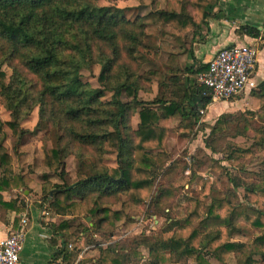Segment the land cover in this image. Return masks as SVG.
Here are the masks:
<instances>
[{
    "label": "trees",
    "instance_id": "trees-1",
    "mask_svg": "<svg viewBox=\"0 0 264 264\" xmlns=\"http://www.w3.org/2000/svg\"><path fill=\"white\" fill-rule=\"evenodd\" d=\"M220 1L166 0L165 8L129 17L131 8L95 0H0V102L11 116L0 120V209L23 211V203L5 201L2 193L29 184L27 176L14 171L13 156L3 145L4 126L11 129L17 148L29 133L22 122L38 108L35 130L45 131V141L54 137L44 166L65 180L67 158L73 155L78 161L72 183L51 185L48 175H42L38 205L48 202V211L71 216L49 224L61 243L50 264L59 259L75 264L87 244L98 249L97 264H139L143 248L147 264H211V259L226 262L230 255L238 264H264V78L251 92L260 102L258 109L223 113L214 124L202 122L212 100L198 75L208 63L196 59L193 46L204 42L210 21L225 18ZM154 24L171 26L178 48L171 56L186 55L192 62L182 70L169 63L171 74L159 82L158 94L144 101L138 93L148 89L151 79L140 74L141 49ZM238 30L264 41V26L243 24ZM94 64L101 65L102 87L83 81L81 71ZM152 76L157 73L151 69ZM107 91L112 92L110 100L104 99ZM175 119L182 135L195 137L200 124L210 129L205 147L213 154L199 148L201 158L190 156L192 177L198 176L197 166L210 162L213 171L224 170L231 185L222 190L219 179H207L203 189L211 199L206 208L203 200L188 194L184 214L169 216L160 232L118 242L114 229L124 214L106 206L107 199L126 195L133 204L163 210L175 196L172 187L163 185L153 193L160 176L188 167L182 158L167 165L165 145ZM238 137L249 140L247 147L236 143ZM107 152L115 154L113 166L102 161ZM257 156L263 158L260 168L246 170V162ZM81 217L86 223L74 228ZM239 222L252 230L251 241L232 239L242 232Z\"/></svg>",
    "mask_w": 264,
    "mask_h": 264
},
{
    "label": "rangeland",
    "instance_id": "rangeland-1",
    "mask_svg": "<svg viewBox=\"0 0 264 264\" xmlns=\"http://www.w3.org/2000/svg\"><path fill=\"white\" fill-rule=\"evenodd\" d=\"M98 5H116L120 8H131L127 12V16L133 17L137 14L144 15L156 8H165L166 0H157L156 3H152V0H95ZM225 14L227 22L225 25L228 27L226 29V35H236L238 39V28L243 24H250L255 26H264V0H221L219 7ZM217 8V9H218ZM216 9V10H217ZM172 28L169 25L161 26L159 24H154L149 26L148 33L144 39V48L141 50V62L140 74L147 78H150L151 81L148 84V89L141 90L138 93V99L144 101H150L156 97L159 92L160 84L163 80V77L170 75L169 63H174L179 65L180 70L185 66V57L177 58V56H171V53L178 52V48L175 47L172 37L170 35ZM227 38V36H226ZM232 44L233 41H227ZM239 42V41H238ZM254 42V41H253ZM264 41L258 40L255 42L256 46H262ZM264 55V53L262 54ZM152 59V61H151ZM260 67L264 69V62L259 64L258 72L260 74L259 80L264 77V71H260ZM151 69L155 70L157 76L151 77ZM8 74H10L8 68H6ZM101 71L100 64H94L90 69H83L81 75L83 81L88 82L92 87L98 88L102 87L99 82V74ZM112 92L107 91L104 99L110 100ZM249 95H243L244 98H241L239 104H229L230 108L227 107L224 113L226 112H237L246 111V110H256L260 106V102L253 96L248 98ZM246 97V98H245ZM221 102V101H218ZM217 102V103H218ZM216 103V104H217ZM210 108V111L203 115L202 122L208 124H214L217 118L220 116L217 110ZM0 120L2 122H7L11 120L10 112L6 107L0 102ZM38 121V108H35L32 113L22 122V127L27 129V133L22 141V143L15 148L16 138L12 135V131L8 126H4L5 138L3 145L7 151L13 156L14 159V171L16 173H26L30 179L31 186L33 187V192L31 196L26 195V198L29 202L32 200H38L41 196V181L43 182V174L48 175L51 179L50 184L63 185V182L72 183L76 180V171L78 169V161L76 157L70 155L66 160L65 165V180L60 178L52 170L44 166L43 161L45 157V150L54 146V137L47 139L45 141V131H36L35 127ZM139 122L138 114L133 116L132 125L137 126ZM179 120L175 119L170 122L169 127L172 128V132L168 137L165 145V150L169 154L170 160L167 161V165L177 159H184L187 162V169L183 172L180 169L175 170L173 173L168 174L165 177H159L155 191L160 188V186L172 187L171 190L174 191V197L168 200V205L163 210H155L151 206L149 208L146 204H133L129 202V198L126 195L117 196L113 199H107L106 206L112 210H120L123 212V219L117 221L114 231V240L118 242H130L133 237L140 235H155L162 229L163 225L166 224L169 216L179 217L184 214L186 203L184 197L186 195L196 196L199 199L203 200L206 208L210 204L211 196H207L203 189V183L209 179L212 182L215 179L220 180V189L228 188L231 185V182L228 180V177L224 174V170L213 171L212 164L210 162L197 166V171H199L197 177H192V163L190 156L199 155L197 157L201 158L202 154L199 152V148L205 149L207 154L212 155L213 152L210 149L205 147V139L210 132V129L205 128L202 124L196 127V136H186L178 130ZM204 127V128H203ZM33 131V132H32ZM32 132V133H31ZM236 143L243 147H247L249 140L238 137L236 138ZM234 141V142H235ZM217 158L221 157L219 155ZM204 158V157H203ZM263 160L261 156L255 157L251 161H247V169L251 171H257L260 168V162ZM105 164L113 166L115 164V154L112 152H107L103 156L102 160ZM226 165V163H223ZM229 166V165H227ZM194 167V166H193ZM245 172V171H244ZM30 188V187H29ZM55 192L57 191L54 188ZM240 194H242V191ZM24 197V196H23ZM49 205V203L47 202ZM178 205V208L173 207V205ZM48 211V210H46ZM51 213L50 217H59V221L67 220V216H60L54 213V211H48ZM87 221H89L87 219ZM86 223L84 217L78 218L76 222L74 221L73 227L76 228L78 223ZM237 227L242 229V232L235 233L232 235V239L236 241H247L253 239L252 230L244 223L239 222ZM74 239V238H73ZM98 240H101L99 237ZM92 247V246H90ZM97 253H96V252ZM143 253V259L140 260L139 264H147L148 251L147 249H141ZM98 251L90 249L89 253L86 256H83L82 259L85 264H94L92 261H89L90 258L97 256ZM86 258V259H85ZM211 264H238L234 255H230L226 262H220L215 259L210 260ZM179 264H194L190 261H182Z\"/></svg>",
    "mask_w": 264,
    "mask_h": 264
},
{
    "label": "crops",
    "instance_id": "crops-1",
    "mask_svg": "<svg viewBox=\"0 0 264 264\" xmlns=\"http://www.w3.org/2000/svg\"><path fill=\"white\" fill-rule=\"evenodd\" d=\"M225 22H227L226 19L210 21V30L204 28L203 31L205 34L204 42L194 43L193 47H194L195 57L199 62L208 63L218 49L224 46L238 43V41L247 44L249 43L255 44V42L257 43L258 39L251 38L246 35L244 36L239 35L240 37H238V39L235 38L236 35L235 36L229 35L228 37V35L225 34L226 29H228V27L225 25ZM227 41H233V42L232 44H230ZM258 50H259L258 60H259V64L261 65L262 62H264V55H262L264 53V43L261 47L260 46L258 47ZM182 57H185V63L192 62V60H189L186 55H183ZM260 71H264V69L260 67ZM258 77L260 78L259 72L257 73L258 82L264 78L263 77L261 80H259ZM243 95H249L248 98L252 97L251 92L244 93ZM243 95L238 96L232 100L218 102L217 104L211 103L207 108V115L212 106H214L213 108L217 110L218 112L217 115H219L220 113L225 111L227 107L230 108L229 104H239L240 101H244V100H240L241 98H244ZM226 113H233V112H226ZM22 175L27 176L26 173L25 174L22 173ZM27 178L29 179L28 176ZM49 180L51 179L49 178ZM42 184L43 182L41 181V185ZM32 189L33 187L31 186V182L29 179V184L26 188L13 189L11 191H5L2 193L5 201H10V199H18L17 202L18 206L21 205V203H23L24 206L23 205L21 206L24 207V210L21 212H17L16 210L13 209H8V210L0 209V241L5 239L12 232L22 228L23 226L22 221L23 219H26L27 221L26 237H25L24 248L21 254L20 264H50V261L53 259L54 253L61 246V243H60V238L54 235L53 229L49 227V224L50 223L59 224L60 221L58 216L52 218L50 217L51 213L48 215L44 214V212L48 209L47 203H44L42 206H39L38 205L39 199L34 201L32 200L31 202L27 200L26 195L31 196L33 192ZM66 219H71V216L68 215ZM88 220L90 221V218H88ZM94 237L96 240H98L100 236L97 235ZM55 239H57L58 242L54 243ZM106 245L107 243H104L102 246H106ZM68 248L69 249L74 248V239H72L68 243ZM90 249L98 251L96 247L94 246L90 247V245L87 244L85 248H83V250L81 251L75 264H85L82 257L86 256L89 253ZM98 256L99 255L90 258L89 261H92L94 264H97ZM53 264H61L60 259Z\"/></svg>",
    "mask_w": 264,
    "mask_h": 264
},
{
    "label": "built area",
    "instance_id": "built-area-1",
    "mask_svg": "<svg viewBox=\"0 0 264 264\" xmlns=\"http://www.w3.org/2000/svg\"><path fill=\"white\" fill-rule=\"evenodd\" d=\"M258 59L259 50L254 43L224 46L210 59L207 70L198 75V82L209 90L212 103L232 100L258 86ZM22 222V228L0 241V264H20L27 221Z\"/></svg>",
    "mask_w": 264,
    "mask_h": 264
},
{
    "label": "water",
    "instance_id": "water-1",
    "mask_svg": "<svg viewBox=\"0 0 264 264\" xmlns=\"http://www.w3.org/2000/svg\"><path fill=\"white\" fill-rule=\"evenodd\" d=\"M54 193H55V190H52V191H51V195H53Z\"/></svg>",
    "mask_w": 264,
    "mask_h": 264
}]
</instances>
